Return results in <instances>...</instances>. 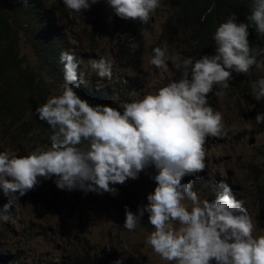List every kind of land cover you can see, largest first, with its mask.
Segmentation results:
<instances>
[{"label":"clouds","instance_id":"9594fccd","mask_svg":"<svg viewBox=\"0 0 264 264\" xmlns=\"http://www.w3.org/2000/svg\"><path fill=\"white\" fill-rule=\"evenodd\" d=\"M62 1L80 16L100 2ZM22 2L27 6L30 0ZM105 2L118 18L143 25L161 7V0ZM246 20L241 22L233 12L216 27L214 55L181 61L154 47L150 64L168 72L171 61L179 79L154 91L132 90L126 101H114L116 107L94 105L78 94L80 84H85V73L80 71L83 60L72 50L62 51L64 82L58 93L35 108V115L51 130L50 146L23 156L0 151V189L12 196L0 207V227L10 220L12 204L41 178L56 177L57 188L69 192L115 196L118 189L112 185L137 180L141 172L154 167V191L137 212L125 205L124 229L144 231L143 217L148 213L154 230L147 244L168 264H264V234L254 235L256 225L246 200H237L226 182L220 183L222 191L215 200L201 198L194 181L182 182L186 176L199 179L207 169L209 138L226 135L223 113L210 106V94L223 97L233 73L250 76L253 68L264 71V60L258 59L264 57V47H253L249 40L250 27L264 38V0H250ZM129 48L134 53L139 45L130 42ZM88 64L111 82L115 68L110 59H89ZM250 88L257 102L264 101V76L251 80ZM254 121L264 124V114L258 112ZM114 264H123L122 259Z\"/></svg>","mask_w":264,"mask_h":264},{"label":"rangeland","instance_id":"374dc122","mask_svg":"<svg viewBox=\"0 0 264 264\" xmlns=\"http://www.w3.org/2000/svg\"><path fill=\"white\" fill-rule=\"evenodd\" d=\"M55 1L43 0L47 6ZM108 7L105 0H100L82 16L66 9L67 17L60 16L59 24L66 32L68 46L80 50L85 56H89L91 51L94 59L105 57L113 62L114 77L109 87L116 92V102L120 103L129 96L130 92L126 94L125 88L117 85L125 78L134 82L133 90L141 92L144 89L154 91L170 80H178L180 73L171 61L168 62V72L150 64L152 50L157 46L166 49L167 56H178L181 61L187 54L193 57L190 55L192 48L183 51V55L182 49L160 41L170 12L159 8L152 14L150 27L142 34L145 53L141 70L132 72L120 68L111 43L128 21L117 17L118 25H113L109 20ZM15 13L13 11L12 17L16 22L18 15ZM18 51L39 82L49 89L48 97L58 93L61 86L52 81L49 70L34 53L26 34L20 35ZM258 59L264 60V57ZM82 68L85 74L92 75L91 81L94 79L100 83L101 78L91 69L88 60ZM261 76H264V71L255 68L250 76L233 73V79L229 81L231 86L223 97L218 99L214 93L210 94V106L223 113L226 135L209 138L206 144L207 169L199 179L192 177L194 190L201 198L215 200L222 191L220 183L226 182L237 200L245 199V207L256 225L254 235L264 234V124L256 125L254 121L258 112L264 114V101L257 102L252 97L250 81ZM106 83L107 80L103 82ZM37 147L40 148L29 136L14 139L10 122L0 119V151L23 156ZM155 174L154 167L149 168L141 172L137 180L129 179L124 185H112L118 189L115 196L107 192H69L57 188L56 177L41 178L33 190L13 203L15 213L9 230H5V239L0 242V253L6 259L2 264H10L12 257L18 258L16 264H114L121 259L123 264H168L147 244V237L154 230L149 224L148 213L143 217L144 231L129 232L123 228L125 205L137 212L138 206L148 203L147 195L156 186ZM11 198L0 189V207Z\"/></svg>","mask_w":264,"mask_h":264},{"label":"trees","instance_id":"16d2710c","mask_svg":"<svg viewBox=\"0 0 264 264\" xmlns=\"http://www.w3.org/2000/svg\"><path fill=\"white\" fill-rule=\"evenodd\" d=\"M249 3L250 0H161L160 8H166L170 12V16L164 26L160 41L182 49L183 55L185 50L190 51L192 48L190 55L196 58L210 52L215 53L213 52L215 51L213 34L216 27L233 12L237 13L241 22L247 23L246 15ZM65 9L62 0H56L50 6L45 5L43 0H30L27 6L22 0H0V119L10 122L11 134L14 139H25L29 133L39 130L38 134L29 137L40 148H44L46 144L50 143L48 135L51 130L35 115V108L38 104L46 102L49 91L46 89V85L40 83V80L36 78L33 69L25 64L17 48L21 33L23 35L27 33L28 42L34 53L41 59L43 66L49 70L52 81L61 86L64 82V69L60 63L62 51L72 50L77 59L83 60V63L93 59L90 58V55H93L91 51L89 56H85L80 50L68 46L66 32L59 24L60 16L67 17ZM13 11L18 15L16 22L12 17ZM109 20L113 24H117V16L114 15L111 8ZM150 24L151 21L147 25H143L139 21H128L112 38V48L115 51L116 62L120 64V67L132 72L141 70L145 53L142 34L150 27ZM249 31V40L252 46L264 47V38H260L252 27L249 28ZM95 42H97L96 39ZM130 42L139 45L134 53L129 48ZM36 48L40 49L35 51ZM38 50L39 52H37ZM186 56L188 57V54ZM83 63L80 65V71L83 70ZM91 77L92 75L85 74L84 81H88L85 82L86 85L80 84L77 90L78 94L94 105H110L109 103L113 102L110 106L116 107L114 104L116 92L109 87V80L105 85L96 83L94 79L89 80ZM123 86L133 89L135 84L132 80L125 78ZM124 92L128 94L130 90ZM128 97L123 101H126ZM192 177L186 176L182 182L192 181ZM9 213L12 219L15 213L13 204ZM11 219L0 227V242L5 239V230H9ZM261 219L262 217H260ZM18 261V258L12 257L10 264H16ZM2 263H6V259L0 253V264Z\"/></svg>","mask_w":264,"mask_h":264},{"label":"bare ground","instance_id":"6f19581e","mask_svg":"<svg viewBox=\"0 0 264 264\" xmlns=\"http://www.w3.org/2000/svg\"><path fill=\"white\" fill-rule=\"evenodd\" d=\"M66 10V9H65ZM107 11H108V15H109V12H110V7H108V9H107ZM117 23V22H116ZM113 24V23H112ZM115 24V23H114ZM113 24V25H114ZM116 26L118 25V24H115ZM27 34V33H26ZM29 36V35H28ZM19 37V36H18ZM27 37V36H26ZM38 37V36H37ZM20 39V38H19ZM29 39V38H28ZM33 40V39H32ZM112 40V39H111ZM40 42V41H39ZM16 43V42H15ZM21 43V42H20ZM32 44V43H31ZM35 44H36V42H35ZM40 46V45H39ZM33 47H34V45H33ZM35 48V47H34ZM18 49V48H17ZM37 49H40V48H36L35 49V51L37 50ZM37 52H39V50L37 51ZM116 52H118V51H116ZM145 52V51H144ZM215 52V51H214ZM212 52H210L209 54H211ZM35 55V54H34ZM118 57V56H117ZM90 58H93V55L91 56L90 55ZM94 59V58H93ZM114 59V58H113ZM117 59V58H116ZM115 68V67H114ZM120 68H122V67H120ZM122 69H124V68H122ZM124 70H128V69H124ZM83 71V70H82ZM129 71H131V70H129ZM137 72V71H136ZM96 75H98V74H96ZM99 77V76H98ZM113 77H114V69H113ZM89 78V77H88ZM101 78V77H100ZM90 80V79H89ZM105 80H107V82H108V79L106 78V77H104V78H101V81H100V83H102L103 84V82L105 81ZM86 81V80H85ZM88 81V80H87ZM123 82H124V80H122L121 81V85H123ZM89 83V82H88ZM111 83V82H110ZM86 85V84H85ZM96 87V86H95ZM88 88H90V87H88ZM125 88V90L124 91H126V90H130V92L133 90V89H129V87H124ZM46 89H48V88H46ZM48 91H49V89H48ZM90 91V90H89ZM43 92H45V91H43ZM46 95V94H45ZM126 95V94H125ZM48 98V97H47ZM89 98V97H88ZM113 99V98H112ZM111 99V100H112ZM110 105L111 104H113V102H110L109 103ZM18 130V129H17ZM21 133V132H20ZM20 137V136H19ZM42 142V141H41ZM208 180V179H207ZM206 180V181H207ZM214 186V185H213ZM216 189V188H215ZM215 194V193H214ZM10 214V213H9ZM11 219V218H10ZM10 221V220H9ZM84 236V235H83ZM84 247V246H83ZM85 250V249H84ZM58 261V260H57Z\"/></svg>","mask_w":264,"mask_h":264}]
</instances>
